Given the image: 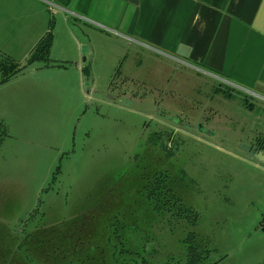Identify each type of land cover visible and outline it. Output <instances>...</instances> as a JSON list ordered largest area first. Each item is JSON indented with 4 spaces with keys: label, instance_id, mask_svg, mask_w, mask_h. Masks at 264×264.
<instances>
[{
    "label": "rangeland",
    "instance_id": "1",
    "mask_svg": "<svg viewBox=\"0 0 264 264\" xmlns=\"http://www.w3.org/2000/svg\"><path fill=\"white\" fill-rule=\"evenodd\" d=\"M67 47L49 67H69L53 62ZM86 62L80 116L71 72L35 63L0 89L35 93L0 109V264H185L191 233L206 242L201 264H264V161L244 152L264 150V98L137 47L98 44ZM156 182L172 183L195 227L149 200Z\"/></svg>",
    "mask_w": 264,
    "mask_h": 264
},
{
    "label": "crops",
    "instance_id": "2",
    "mask_svg": "<svg viewBox=\"0 0 264 264\" xmlns=\"http://www.w3.org/2000/svg\"><path fill=\"white\" fill-rule=\"evenodd\" d=\"M51 25L50 55L69 46L53 60L69 67H43L72 73L79 116L87 99L83 56L104 43L137 47L221 87L264 98V0H0V57L24 59ZM88 68L91 76L93 64ZM33 95L25 88L0 91V109L27 107Z\"/></svg>",
    "mask_w": 264,
    "mask_h": 264
},
{
    "label": "trees",
    "instance_id": "3",
    "mask_svg": "<svg viewBox=\"0 0 264 264\" xmlns=\"http://www.w3.org/2000/svg\"><path fill=\"white\" fill-rule=\"evenodd\" d=\"M52 43L53 35L51 25L48 33L38 42L30 53L25 67H30L35 63H41L44 66L49 67L51 65V63H49V54ZM25 67H20L17 64H11L8 68H2L0 63V73H3L4 76L2 83L10 80L18 73L22 72ZM83 73L85 76L84 78L87 81V79H89V70L87 66L83 68ZM217 90L220 89H216L215 92H217ZM161 137L162 135L160 134H153L151 136V138L158 140H160ZM183 178L185 179L184 173ZM169 184L172 183L168 182L165 187H162L161 183L156 182L153 185L154 187L151 190V193H149V200H151L154 204H157V209L162 210L163 208H167V212L172 213L175 217H181L184 222L195 227L198 223V215L195 212L182 207L180 199H177L172 193V190L167 186ZM158 198H160V200H158ZM185 243L187 245V262L185 264H201L207 258L209 252L205 250L206 242L203 238L191 233L185 240ZM143 264L145 263L143 262Z\"/></svg>",
    "mask_w": 264,
    "mask_h": 264
},
{
    "label": "flooded vegetation",
    "instance_id": "4",
    "mask_svg": "<svg viewBox=\"0 0 264 264\" xmlns=\"http://www.w3.org/2000/svg\"><path fill=\"white\" fill-rule=\"evenodd\" d=\"M175 118V117H174ZM173 117H172V119H170V118H163L164 120H166V121H168V122H171V123H174V121H173V119H174ZM177 119H178V117H176ZM179 122H180V125L179 126H189V124H184L180 119H179ZM176 125V124H175ZM184 129H185V127H184ZM186 129H191V127L190 128H187L186 127ZM194 129H192V131H193ZM204 129L201 127L200 129L198 128V133H200L201 135L202 134H204L205 135V130L203 131ZM154 134H158L159 135V133H154ZM179 134V133H178ZM160 135H162L161 133H160ZM178 136V135H177ZM151 138V137H150ZM168 138H170V135H169V137H168V135L165 133L164 135H162V137H161V139L159 140V145H161V149L162 150H167L168 151V149H167V147L168 148H170L171 147V144H172V139L171 140H169L170 142L169 143H167L166 144V140L168 139ZM177 140H178V137H176V139H175V144H174V147H175V145H176V143H177ZM158 145V146H159ZM174 147H173V149L171 150V152L174 150ZM246 149H244V152L247 154V156L248 157H250V154L254 151V152H256V153H258L259 151H263L264 152V150L262 149V148H259V147H256L255 145H248V146H246L245 147ZM169 152V151H168ZM252 159V158H251ZM254 160H256V159H254ZM258 161V160H257Z\"/></svg>",
    "mask_w": 264,
    "mask_h": 264
},
{
    "label": "water",
    "instance_id": "5",
    "mask_svg": "<svg viewBox=\"0 0 264 264\" xmlns=\"http://www.w3.org/2000/svg\"><path fill=\"white\" fill-rule=\"evenodd\" d=\"M83 63L85 64L86 63V58H85V54H84V56H83ZM87 82V81H86ZM184 126V125H183ZM184 127H186V126H184ZM199 129L201 128V126H199L198 127ZM204 131V130H203ZM205 132V134L206 135H210V133H209V131H204ZM246 149V148H245ZM250 158H252V159H256V160H258V161H264V152L263 151H259L258 153H256V152H252L251 154H250Z\"/></svg>",
    "mask_w": 264,
    "mask_h": 264
}]
</instances>
